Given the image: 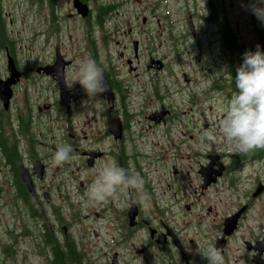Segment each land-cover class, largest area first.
Segmentation results:
<instances>
[{
	"label": "rangeland",
	"instance_id": "rangeland-1",
	"mask_svg": "<svg viewBox=\"0 0 264 264\" xmlns=\"http://www.w3.org/2000/svg\"><path fill=\"white\" fill-rule=\"evenodd\" d=\"M208 1L86 0L93 12L84 20L74 9L73 0H54L52 5L47 0H1L8 36L13 41L8 52L28 72L13 87L9 109L3 110L0 104L3 132L10 135L18 131L20 121H25V105L28 101L32 114L30 127L34 129L37 138L41 136L38 135L39 131H43V143L53 135L60 142L64 132L56 129L62 114L60 107L55 104L58 87L53 79L37 73L35 67L53 63L55 47L58 46L63 57L71 61L70 67L65 70L67 81L71 84L76 75L77 61L95 54L100 66L114 72L117 79L124 82L122 107L127 113L126 134L130 164L133 167V164L139 163L145 183L148 176L144 170L151 177L150 194H146L143 186V192L149 200L147 203L141 200V213L152 224H156L159 213L155 201L172 198L171 194L185 183L187 171L190 174L196 172L198 163L203 161L202 157L207 151L223 149L226 143L223 138L209 142L203 137L204 132L219 127L223 109L233 94V91L227 89L215 93L207 86L210 75L215 77L225 69L217 26L203 19L208 13ZM212 2L216 3L214 8L219 11L221 22L234 29L245 51H255L258 44L263 46L261 50L264 51V26L242 6L248 0ZM101 4L113 7L110 15L105 17L103 26H99L96 18L97 8ZM188 15H192L199 41L197 45L188 33ZM260 28L263 32L261 42L257 37ZM134 39L139 41L138 75L130 72L126 63L127 57H133L131 42ZM148 53L162 59L164 69L157 72L158 69L155 71L147 68ZM6 58V49L0 46V77L7 75ZM134 65L137 64L134 62ZM184 73L188 75L189 83L184 81ZM73 86L84 93L78 83ZM44 102H49V107L39 112L37 107ZM160 104L172 110L169 120L164 124H156L148 119ZM81 105L82 103L78 106ZM200 111L209 115V122L216 117L220 119L213 127L205 128L204 121L199 116ZM79 117L82 118L83 114ZM206 118L208 119L207 116ZM130 142L141 155L139 159L134 155ZM230 150L233 147L230 146ZM210 156L218 154L212 153ZM173 165H176L180 175H172ZM53 170L58 171L56 168ZM235 177L233 182L243 202L258 180L264 183V164L255 161L244 168L242 174L236 173ZM14 192L5 168L0 173V264H50L52 253L45 247L42 239V225L46 226V219L41 215L27 218L22 211V200L15 197ZM61 193L66 198L65 208H74L79 215L80 223L73 225L72 230L94 227L91 219L83 218L84 214H92L86 193L69 194L68 189L62 188ZM180 195L188 196L183 188ZM228 195L229 191L224 189L217 196L209 194L210 199L204 207V213L199 214V242L205 235L209 242L215 239L218 234L216 225L221 223V216L224 215L219 200ZM236 203L237 201H233L230 206ZM208 206L211 207L210 211H207ZM214 209L219 212L218 215ZM184 216L189 217V212L181 205L178 219ZM101 225L100 231L105 234L99 242L89 233L81 240L82 251L88 263L112 264L113 247L119 252V264H155L149 257L151 251L144 254L141 252V256L135 252V248L139 246L137 238L131 239L129 244L125 242L109 247L114 226H109L107 220ZM238 226V231L228 243L227 259L237 256L236 240L244 232L250 231L257 235L264 233V194L253 201L252 209L248 210ZM231 233L232 231L229 235ZM148 236V230L141 228V244L148 240ZM182 236L185 242L190 238L186 231ZM102 251H108V254L103 255Z\"/></svg>",
	"mask_w": 264,
	"mask_h": 264
},
{
	"label": "flooded vegetation",
	"instance_id": "flooded-vegetation-1",
	"mask_svg": "<svg viewBox=\"0 0 264 264\" xmlns=\"http://www.w3.org/2000/svg\"><path fill=\"white\" fill-rule=\"evenodd\" d=\"M190 20L193 21L192 15L187 16L188 33L197 45L199 41L197 40L196 30L194 32L191 31L189 27ZM259 30L261 28L257 31L258 39ZM236 41L239 42L237 38ZM219 42L224 54L225 69L223 73L215 77L210 75V82L207 85L215 93H221L223 89L230 90L228 85L233 80V76L229 72V65H231L233 70L237 66V60L240 55L243 56L245 53V50L238 43L237 45L240 49L238 55L235 53L232 54V51L227 52L224 49L220 34ZM260 46L263 49V46ZM248 47L251 48V46ZM147 56L151 57V54L148 53ZM139 57V53L136 57L133 56V60L137 64L136 70L134 71L136 75L139 74ZM126 62L127 64L129 62L131 63V59L127 57ZM69 67V64L66 65L64 70ZM134 69L135 67L133 66L131 71ZM104 70L107 74L110 73L109 70ZM27 74V71L19 68V76H21V79L26 77ZM45 76L55 81L53 76ZM186 78L188 79L187 83H189V77ZM217 82H219V86H216ZM67 84L70 83L66 80L65 86ZM111 86L116 94L115 101L112 105L106 101V95L100 96L96 101H93L87 98L86 94L81 92L79 88L74 86L71 89L66 87L60 93L58 90L55 104L60 107L62 114L60 123L56 124V129L64 132V137L60 142L53 135L49 140H44V143L40 142V145H35L36 139L30 140V137L27 135L28 140L20 155V162H17L16 158L15 160L10 159L0 147V173L6 168V172L10 177L15 191L13 195L22 200L21 204L26 209V217L37 218L41 215L46 219V226L44 224L42 225V239L45 247H48L52 253V258L49 259L50 264H59L55 261L56 249L54 245L58 246L62 264H90L85 260L81 240L85 234L89 233L94 237L96 242H99L105 234V232L100 231L99 225L102 224L101 226H103L106 220L109 226H114L112 229L113 239L110 241L109 247L111 245L117 246V244L122 245L125 242L129 244L132 242L131 239L137 238L139 246L135 248V252L141 256V252L144 254L146 251H151L149 257L153 261H155V257L160 261L161 251L166 253V264H179L180 261L181 264H188L189 261H194L195 264H206L198 253H202L209 243H214L223 250L226 264H264V233L257 235L250 231L244 232L238 237V241L236 240L237 256L233 259H227L226 257L228 243L238 231V225H240L241 220L248 210L252 209L253 201L261 196L252 195L255 188L253 187L250 193L246 195L245 201L242 202L239 198L240 195L237 193L236 185L233 182L236 180L235 174H242L244 168L255 161H261L264 164V158L240 154L236 150L231 151L230 148L227 150L225 145L222 147L223 149L207 151L202 157L203 161L198 163L196 172L190 174L187 171L185 183L178 191L171 194L173 199L160 198L156 201V204L159 205L156 224H152L149 218L142 216L141 199L136 195L134 190H130L119 199H110L99 204H93L87 200L92 207V214H84L83 218L91 219L94 227H81L80 229L72 230L73 225L80 223L79 215L74 208H65L66 198L61 193V188L68 189L69 194L81 195V193H86L87 186L93 178L94 170L107 162H114L118 166L128 168L132 171L134 170V172L141 175V169L138 168V164H133V167L130 164V151L127 146L126 134L128 130L127 113L122 107L123 103L122 99H120L119 84L111 80ZM80 103L82 105L79 107L78 105ZM44 104L49 106L46 102ZM43 105L37 107L39 112L43 110ZM162 105L160 104L149 115L148 118L154 113L156 120L150 118L153 123L164 124L169 120L172 110L163 105V110L166 112L162 116L159 113ZM30 106V103L27 101L25 105L26 119L28 117L32 118ZM81 114H83L82 118L79 117ZM223 115L224 113L221 114V118H223ZM199 116L202 117L205 128L213 127L220 119L216 117L209 122V115H205L203 111L199 112ZM111 117H119L121 119L123 134L120 139H115L110 132ZM20 128L21 126H19L18 132L21 134L22 131ZM39 134L41 136L44 135L43 131H39ZM0 138L6 143L7 148L16 152L15 143L9 145L1 124ZM62 143L72 145V159L62 165H57L52 160V153L55 151L56 146ZM131 147L134 149V155L139 157L140 154L132 143ZM211 153H218L219 156H210ZM13 155V157H16L17 152ZM20 165L23 166V170L33 191H29L24 183L22 173L19 171ZM53 168H56L58 171L53 170ZM221 168H223V174L216 182L208 185L203 184L202 171H212L214 173ZM172 174L175 176L180 175V172L177 171L174 165ZM259 182L258 180L255 185ZM76 186H78V189ZM19 187H22V192H20ZM182 188L188 194L187 197L180 195ZM223 189L228 190L229 195L219 200L224 215L221 216V223L216 225L218 234L211 242L206 239V235L199 242L201 238L199 232L201 218H199V214L204 213V207L210 199L208 197L209 194L217 196ZM80 190L81 192L79 193ZM23 195L24 198L22 197ZM233 201H237V203L230 206V203ZM24 204L28 207H25ZM181 205L189 212V217L184 216L178 219V216L172 214V209L179 208ZM200 205L201 208H199ZM210 210L211 207L208 206L207 211ZM30 212L34 213L30 215ZM215 213L217 215L219 214L216 210ZM230 214L233 216H241L236 230L231 235L224 236V225L226 218ZM98 220L101 221L99 222ZM149 227L155 229V234L148 236V240L141 244V228L148 230ZM82 229L84 232H82ZM184 229L187 236L190 237L187 242L184 241V237L182 236V234H185ZM137 233H140V235L137 236ZM156 239H159L160 243H157ZM104 244L107 246L106 242ZM189 248L192 249L191 252H188ZM102 254L107 255L108 251H102ZM113 256H115V264H119V252L112 247V258ZM112 262L113 260L111 259ZM160 264H165V262L161 261Z\"/></svg>",
	"mask_w": 264,
	"mask_h": 264
},
{
	"label": "clouds",
	"instance_id": "clouds-1",
	"mask_svg": "<svg viewBox=\"0 0 264 264\" xmlns=\"http://www.w3.org/2000/svg\"><path fill=\"white\" fill-rule=\"evenodd\" d=\"M250 11L264 26V0H248L242 5ZM79 84L87 98L95 101L109 91L104 69L90 56L77 61L76 75L71 84ZM235 91L227 106L223 109V118L219 127L203 133L206 141L216 142L218 138L233 147L238 153L249 155L264 149V51L260 45L255 51H245L242 63L237 67L234 77ZM73 147L62 143L56 146L52 160L57 165L72 159ZM145 179L128 168L107 162L94 170L93 178L87 186V200L93 204L119 199L130 190L145 203L149 200L143 192ZM159 251V250H158ZM192 249L189 248L188 252ZM206 264H226L223 250L214 243H209L202 253H198ZM167 262L166 253L160 251V261L155 257V264ZM181 264V261L179 262ZM188 264H195L189 261Z\"/></svg>",
	"mask_w": 264,
	"mask_h": 264
},
{
	"label": "trees",
	"instance_id": "trees-1",
	"mask_svg": "<svg viewBox=\"0 0 264 264\" xmlns=\"http://www.w3.org/2000/svg\"><path fill=\"white\" fill-rule=\"evenodd\" d=\"M49 1V3L52 5L54 3V0H47ZM86 1V0H85ZM91 13L93 12L92 8L89 6ZM2 4H1V0H0V46H3L4 48L6 46H8L9 48L11 47V43L12 41H10L9 36H8V31L6 28V23H5V18L3 15V10H2ZM113 7L112 5H99L96 11V18L98 21L99 26H103L104 25V19L106 16H109L110 13L112 12ZM221 15L219 14V11L216 8H211V14L209 17H206V20H209L210 22H213L218 29L219 34L222 37V41H223V45H224V49L227 52H231L232 54L235 53L238 55V52L240 51L239 46L237 45V41H236V36L233 33L232 29L228 28L225 23L221 22L220 20ZM87 18H85L84 20H86ZM9 44V45H7ZM90 47H92V44L90 43ZM229 56V55H228ZM242 55H240V57L238 58L239 63H242ZM236 69L237 67H234L232 70L231 65H229V72L230 74L233 76V80H231L230 84L228 85V87L231 89V91H235V85H234V77L236 74ZM219 82H217L216 86H219ZM119 90H122V86H119ZM21 123L23 122V120L20 121ZM24 128L27 125V123L24 122ZM21 126V125H20ZM0 147L1 149H3V151H5L6 155H8V157L10 159H14L17 158L18 156L16 155V157H13L14 153L13 150H10L9 148L6 147V143L4 141H2V139L0 138ZM250 156H255V157H263L264 158V149L261 150H256L255 152L249 154ZM20 192L23 191L22 187H19ZM24 198V195L22 196ZM55 249H56V256H55V261L58 262L59 264L61 262V258L59 256V251H58V246L54 245Z\"/></svg>",
	"mask_w": 264,
	"mask_h": 264
},
{
	"label": "water",
	"instance_id": "water-1",
	"mask_svg": "<svg viewBox=\"0 0 264 264\" xmlns=\"http://www.w3.org/2000/svg\"><path fill=\"white\" fill-rule=\"evenodd\" d=\"M74 2V6H76L77 8V11L79 13H81L84 16H86L89 12V8L87 7V5L85 3H83L82 1L80 0H73ZM143 20H145V18H143ZM62 57L60 55H57L56 56V60H55V63L51 66L52 68L54 66H57L58 64V61L61 60ZM152 64V60H150V63H149V66ZM7 67H8V70L10 72V78H7V80H0V92H1V98L3 99V102H4V105L7 106V103H8V100L11 96V88H10V85L15 82L16 78L19 77V71L18 69L16 68L15 64H14V59L8 55V61H7ZM159 68L160 66L159 65H155V68ZM161 113H165L164 111H161ZM116 122H115V128L111 129L112 130V133L115 137H120L121 136V131H122V126L119 122V118H116ZM221 174V170H217L215 175L212 177L213 179H209L207 182H210L211 180H214L217 178V176H219ZM22 177H23V180L26 182L27 186L29 188L30 185H29V180L26 176V174L24 172H22ZM264 186L262 184H259L254 192L253 195H257L259 194L262 190H263Z\"/></svg>",
	"mask_w": 264,
	"mask_h": 264
}]
</instances>
